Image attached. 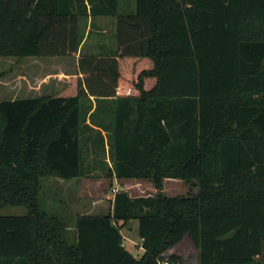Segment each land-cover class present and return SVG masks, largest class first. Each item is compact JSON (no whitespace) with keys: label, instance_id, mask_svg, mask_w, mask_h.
Returning <instances> with one entry per match:
<instances>
[{"label":"trees","instance_id":"16d2710c","mask_svg":"<svg viewBox=\"0 0 264 264\" xmlns=\"http://www.w3.org/2000/svg\"><path fill=\"white\" fill-rule=\"evenodd\" d=\"M119 1L0 0L1 57L77 52L96 16L117 17L121 49L82 55L86 76L57 92L0 99V207L26 208L0 215V264H194L166 255L184 239L197 264H264V0H136L131 15ZM109 95L103 135L90 97ZM106 144V176L156 193L119 190L104 215L49 209L44 181L92 176L87 152ZM166 178L197 193L169 196Z\"/></svg>","mask_w":264,"mask_h":264},{"label":"rangeland","instance_id":"374dc122","mask_svg":"<svg viewBox=\"0 0 264 264\" xmlns=\"http://www.w3.org/2000/svg\"><path fill=\"white\" fill-rule=\"evenodd\" d=\"M128 11V7H126ZM120 11L126 14L123 6ZM128 13V12H127ZM92 37L84 45L85 53L91 48ZM66 57L61 66L73 70L75 58ZM55 58L47 57H1L0 56V99L14 97H28L38 95L37 87L42 79L50 78V73L55 65H58ZM64 83H66V78ZM31 84V85H30ZM32 86V87H31ZM44 83L41 85V91L44 89ZM31 88V90H29ZM97 151V150H96ZM95 149L87 152L86 167L96 164L99 160L101 163L94 171L90 172L92 176L82 177L77 180H63L59 178H50L44 181L43 192L46 206L51 210H61L63 213L82 215L88 211L92 213L105 212L108 209V196L113 195L115 187L117 190L123 187L131 195H146L155 192L150 182L141 180H119L117 178L101 177L98 173L107 172L109 169L108 162L111 161V151L109 145L104 153H96ZM191 186L180 178H166L164 192L169 196L185 195ZM196 190V189H194ZM26 213L24 206L6 205L0 207V215H20ZM138 221L133 220L124 232L131 243H140L137 229L132 225H137ZM126 241V239H124ZM138 245H134L137 247ZM132 247V244H130ZM142 252L140 251V254ZM180 255L186 262L197 264V251L190 242L185 239L172 249L166 252Z\"/></svg>","mask_w":264,"mask_h":264},{"label":"crops","instance_id":"0c3cea01","mask_svg":"<svg viewBox=\"0 0 264 264\" xmlns=\"http://www.w3.org/2000/svg\"><path fill=\"white\" fill-rule=\"evenodd\" d=\"M120 7L123 6L126 11V14L124 15H131L136 12V0H120L119 1ZM128 7V11L126 10ZM121 10V9H120ZM121 12V11H120ZM128 12V13H127ZM122 13V12H121ZM123 14V13H122ZM117 17L115 16H96L94 18H90L88 21V26L86 29L85 33V38L80 46L79 51L73 52V56L75 58V64L73 65L72 69L69 70L63 66L60 65L64 61L66 57H71V55H63V56H47V58H55L56 61H58L57 68H53L50 73V78H44L42 79L41 83L37 87V92L38 95L36 96H46L49 95L53 92H57L63 86L65 85L64 81L65 78L71 76V75H80L81 77H85L86 73H83L79 69V59L81 58L82 55H88V56H95L98 58H105V57H110V58H118V55L121 53V49L119 46V41L116 35L117 32ZM92 37L91 41V48L87 49V54L85 53L84 50V45L88 42L89 38ZM44 83V89L41 91V85ZM108 84H111L108 82ZM31 85V84H30ZM32 87V86H31ZM31 90V88L29 89ZM28 97H34V96H28ZM15 98H26V97H14L10 99H15ZM91 101H92V108L89 112L96 113V116H98L99 124H94L93 127L95 129H98L102 132L103 135H106L107 131L104 130V127L102 125V117H109L112 119L115 115V107H116V98L117 96L115 95H109V96H91ZM108 144H106L107 148ZM110 166L112 164L110 163ZM99 176L101 177H106V178H117L118 181L121 180H141V181H146L150 182L153 185V188L155 190L154 193H156V188L152 181L150 179H134V178H118L115 175H108L104 173H98ZM77 180V179H74ZM166 180V179H165ZM184 181V180H183ZM185 182V181H184ZM164 186H165V181H164ZM190 186V185H189ZM196 189V190H194ZM119 190H125L123 187L119 188ZM118 190V191H119ZM163 188V192H164ZM128 192V191H127ZM197 193V188L195 186L192 187V189L188 190L187 193ZM116 193V192H115ZM109 195L108 198V209L105 212H98V213H92V211H88L87 213H84L82 215H104L107 214L113 207V200H114V195ZM153 193V194H154ZM165 193V192H164ZM186 193V194H187ZM166 194V193H165ZM147 195V194H146ZM176 196V195H174ZM133 221V220H132ZM132 221L130 223H132ZM126 224L121 232L123 234V245L131 252H133L135 255L139 256L144 252V249L141 245V239L140 243L138 244L137 242L134 243V245H138L137 247H134L133 243H131L130 238H127V234H125V230L129 228V224ZM133 228L138 229V223L137 225H132ZM126 239V241L124 240ZM130 244H132V247H130ZM140 251L142 252L140 254ZM169 256V255H167Z\"/></svg>","mask_w":264,"mask_h":264},{"label":"built area","instance_id":"2783aa9c","mask_svg":"<svg viewBox=\"0 0 264 264\" xmlns=\"http://www.w3.org/2000/svg\"><path fill=\"white\" fill-rule=\"evenodd\" d=\"M113 190H114L115 192L118 191L115 187L113 188ZM160 264H168V262H167V261H163V262H161Z\"/></svg>","mask_w":264,"mask_h":264}]
</instances>
